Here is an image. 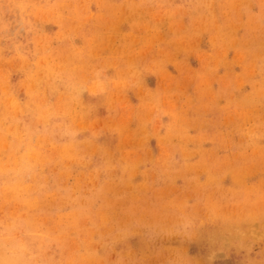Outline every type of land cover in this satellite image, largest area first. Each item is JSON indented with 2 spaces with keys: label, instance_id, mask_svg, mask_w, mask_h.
Wrapping results in <instances>:
<instances>
[{
  "label": "rangeland",
  "instance_id": "374dc122",
  "mask_svg": "<svg viewBox=\"0 0 264 264\" xmlns=\"http://www.w3.org/2000/svg\"><path fill=\"white\" fill-rule=\"evenodd\" d=\"M0 248L264 264V0H0Z\"/></svg>",
  "mask_w": 264,
  "mask_h": 264
},
{
  "label": "bare ground",
  "instance_id": "6f19581e",
  "mask_svg": "<svg viewBox=\"0 0 264 264\" xmlns=\"http://www.w3.org/2000/svg\"><path fill=\"white\" fill-rule=\"evenodd\" d=\"M5 246V245H4ZM1 249V248H0ZM16 253V252H15ZM18 253V252H17ZM22 255V254H21ZM5 256V255H4ZM13 256V255H12ZM20 256V255H19ZM18 256V257H19ZM6 257V256H5ZM18 257H16V258H18ZM5 260V259H4ZM21 260V259H20ZM6 261V260H5ZM22 261V260H21ZM7 262V261H6ZM14 262H16L15 260H14ZM11 264V263H10ZM20 264V263H19ZM25 264V263H24ZM29 264V263H28Z\"/></svg>",
  "mask_w": 264,
  "mask_h": 264
}]
</instances>
